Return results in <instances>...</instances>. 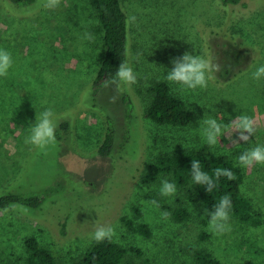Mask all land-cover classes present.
I'll return each mask as SVG.
<instances>
[{
  "label": "rangeland",
  "instance_id": "rangeland-1",
  "mask_svg": "<svg viewBox=\"0 0 264 264\" xmlns=\"http://www.w3.org/2000/svg\"><path fill=\"white\" fill-rule=\"evenodd\" d=\"M91 0H62L46 9L43 0L15 6L0 0V48L14 64L0 77V196L41 194L54 188L41 208L14 204L0 210V264H11L23 251L24 240L37 235L43 245L65 264L95 241V221L115 229V241L140 248L133 264H198L194 252L207 249L224 264H264V165L244 168L243 194L261 216L260 225L230 219L231 231L214 234L205 211L188 204L191 216L177 222L163 204L175 206L174 196L160 194L161 182L142 179L161 152L178 145L201 149L207 156L225 154L237 164L246 149L264 146V79L252 73L264 65V0L224 5L222 0H122L130 24L129 65L137 83L94 82L105 52L103 34ZM91 33L94 40L84 39ZM185 52L204 54L221 71L206 89L187 90L166 81L171 61ZM165 80L195 113L180 129L158 125L145 116L151 101L149 87ZM124 95L130 98L128 109ZM116 101L112 102V97ZM52 109L57 127L69 131L46 148L25 143L36 113ZM205 113L224 123L236 116L254 117L257 130L246 144L234 145L227 134L209 146L200 121ZM110 122L116 143L110 156H101ZM111 123V124H112ZM238 133L234 134V138ZM155 200L157 204H153ZM134 206L142 216L135 219ZM170 215L165 219L162 213ZM123 218L148 223L149 238L129 230ZM145 259L150 261L147 263Z\"/></svg>",
  "mask_w": 264,
  "mask_h": 264
},
{
  "label": "trees",
  "instance_id": "trees-1",
  "mask_svg": "<svg viewBox=\"0 0 264 264\" xmlns=\"http://www.w3.org/2000/svg\"><path fill=\"white\" fill-rule=\"evenodd\" d=\"M15 6L32 5L37 0H9ZM243 0H222L224 5H238ZM91 7L99 20L97 30L103 34L105 52L101 57V66L94 82L95 91H99L105 84L112 83L116 70L124 62L129 64L130 53V24L128 15L123 7L122 0H91ZM122 83V82H121ZM151 101L145 109V116L158 125H166L175 128H186L194 120L195 113L187 108L185 101L175 95L171 86L165 80H154L149 87ZM129 112L132 110V102L126 95L123 96ZM110 122L104 142L99 148L101 156H110L116 143V133L113 123ZM58 139L69 131V123L64 121L57 127ZM207 146L201 149L178 145L167 151L161 152L149 164V171L142 179L146 185L168 180L176 185L178 194L177 204L170 206L163 204L162 207L169 210L177 222H186L191 216L188 204H197L204 211L211 210L220 198L228 195L232 200L230 212L231 220L260 225L262 220L255 211L250 198L243 194V183L245 181V170L239 166L231 157L225 154L207 156ZM199 159L204 171L213 174L216 168H224L233 172L235 178L229 180L221 176L217 181V187L210 194L206 189L193 182L190 173L191 161ZM55 192L54 188L45 189L41 194L27 195L24 193H9L0 196V210H6L14 204L24 205L29 208H41L50 194ZM135 219L142 216L139 207L134 206ZM206 213V212H205ZM135 219L123 218L125 226L135 232L149 238L153 231L148 223L136 222ZM209 217L206 215L203 223L206 224ZM23 251L13 255L11 264H65L56 257L52 251L43 245L37 235H31L24 240ZM131 254L142 258L144 252L137 247H125L112 239L111 242L94 241L84 253L74 258L73 264H133L129 259ZM198 264H224L207 249H199L194 252ZM148 263L150 260L145 259ZM150 264V263H149ZM256 264V263H249Z\"/></svg>",
  "mask_w": 264,
  "mask_h": 264
},
{
  "label": "clouds",
  "instance_id": "clouds-1",
  "mask_svg": "<svg viewBox=\"0 0 264 264\" xmlns=\"http://www.w3.org/2000/svg\"><path fill=\"white\" fill-rule=\"evenodd\" d=\"M62 0H43L42 6L46 9H56L61 5ZM136 17L128 18L129 23L134 22ZM84 39L89 41L94 40L91 33H85ZM173 67L167 69L165 76L166 81L181 86L183 89L196 90L206 89L209 82L214 79V73L221 71V65L214 63L212 59L206 58L204 54L193 55L191 52H185L182 56L175 57L171 61ZM14 60L12 54L3 48H0V77H7L9 70L13 67ZM252 78L260 81L264 79V65H260L252 73ZM137 73L127 63L122 62L116 70L115 77L112 80L113 84L119 89L120 83L133 85L137 83ZM116 101V97H112V102ZM202 126L203 136L209 146H215L220 143V138L227 134V139L234 145H240L243 141L246 144L255 135L257 130V122L254 117L246 114L236 116L231 123H224L222 120H217L213 116L205 113V117L200 121ZM56 127L55 113L52 109H47L43 112L36 113V123L30 126V134L25 139L26 144L33 145L38 148H46L56 142ZM238 136L234 138V134ZM239 166L251 168L255 165H264V146L257 145L256 147L246 149L238 157ZM192 180L195 184L206 189L208 193H212L217 187V181L221 176L227 177L229 180L235 178L232 171L224 168H216L213 174H209L203 170L202 163L199 159L191 161L190 170ZM176 185L168 180L161 182L160 194L162 196H174L176 194ZM153 204H157L155 200ZM157 206H159L157 204ZM232 209V200L228 195L220 198L218 203H215L211 210L205 209L206 215L209 217L208 229L214 234H224L231 231L230 227V212ZM170 214L165 212L162 216L167 219ZM94 232L92 239L96 242H111L116 235L115 229L111 226L101 224L98 220L95 221Z\"/></svg>",
  "mask_w": 264,
  "mask_h": 264
}]
</instances>
